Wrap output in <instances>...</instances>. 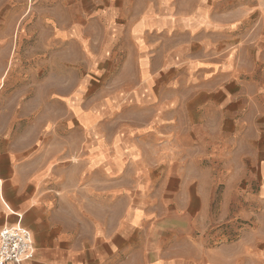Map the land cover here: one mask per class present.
<instances>
[{"label": "rangeland", "instance_id": "374dc122", "mask_svg": "<svg viewBox=\"0 0 264 264\" xmlns=\"http://www.w3.org/2000/svg\"><path fill=\"white\" fill-rule=\"evenodd\" d=\"M0 133L60 162L123 134L178 196L203 179L205 235L233 240L254 206L219 199L236 192L233 160L264 148V0H0Z\"/></svg>", "mask_w": 264, "mask_h": 264}, {"label": "crops", "instance_id": "0c3cea01", "mask_svg": "<svg viewBox=\"0 0 264 264\" xmlns=\"http://www.w3.org/2000/svg\"><path fill=\"white\" fill-rule=\"evenodd\" d=\"M133 31L138 36L142 26ZM94 121L79 124L91 130ZM24 140L31 144L22 148ZM38 141L0 133V230L30 231L34 257L23 264H264V148L255 158L233 160L236 192L219 201L254 207L238 214L246 224L233 240L217 243L205 235L212 200L199 187L203 179L181 181L190 192L178 196L172 170L162 181V167L135 161L138 149L123 134L110 140L109 152L93 149L83 162L79 152L60 162ZM128 157L131 164L122 165ZM241 164L251 176L243 188L248 197L240 192Z\"/></svg>", "mask_w": 264, "mask_h": 264}, {"label": "built area", "instance_id": "2783aa9c", "mask_svg": "<svg viewBox=\"0 0 264 264\" xmlns=\"http://www.w3.org/2000/svg\"><path fill=\"white\" fill-rule=\"evenodd\" d=\"M33 257V238L28 229L16 225L0 230V264H23Z\"/></svg>", "mask_w": 264, "mask_h": 264}]
</instances>
